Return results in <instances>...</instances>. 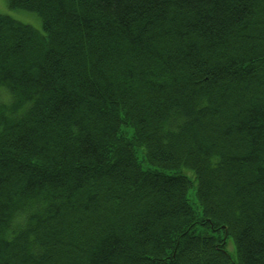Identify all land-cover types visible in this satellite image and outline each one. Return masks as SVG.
<instances>
[{
    "label": "trees",
    "instance_id": "trees-1",
    "mask_svg": "<svg viewBox=\"0 0 264 264\" xmlns=\"http://www.w3.org/2000/svg\"><path fill=\"white\" fill-rule=\"evenodd\" d=\"M8 4L0 264H264V0Z\"/></svg>",
    "mask_w": 264,
    "mask_h": 264
},
{
    "label": "rangeland",
    "instance_id": "rangeland-1",
    "mask_svg": "<svg viewBox=\"0 0 264 264\" xmlns=\"http://www.w3.org/2000/svg\"><path fill=\"white\" fill-rule=\"evenodd\" d=\"M0 13L7 14L13 19L31 25L35 30L41 32V21L35 12L24 10L18 7H12L8 4V0H0ZM227 248V249H226ZM226 250L230 255H234V245L231 240H228Z\"/></svg>",
    "mask_w": 264,
    "mask_h": 264
}]
</instances>
